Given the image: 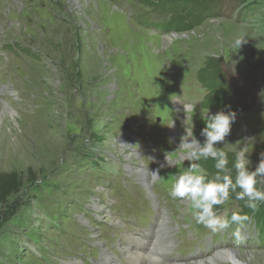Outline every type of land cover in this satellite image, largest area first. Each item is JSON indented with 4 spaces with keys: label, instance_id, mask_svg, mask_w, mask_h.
Instances as JSON below:
<instances>
[{
    "label": "rangeland",
    "instance_id": "374dc122",
    "mask_svg": "<svg viewBox=\"0 0 264 264\" xmlns=\"http://www.w3.org/2000/svg\"><path fill=\"white\" fill-rule=\"evenodd\" d=\"M143 3L0 0V177L12 191L0 205V264H96L101 246L126 264L123 234L148 230L138 238L152 242L165 213L172 262L224 246L263 261L259 222L242 213L247 219L231 223L245 208L235 192L214 207L229 228L212 232L170 195L172 175L190 162L161 160L193 150L179 148L186 132L202 144L205 113L219 111L200 105L215 97L199 72L210 59L236 103L222 109L236 121L216 146L233 164L248 144L255 171L264 152V0H215L187 30Z\"/></svg>",
    "mask_w": 264,
    "mask_h": 264
},
{
    "label": "clouds",
    "instance_id": "9594fccd",
    "mask_svg": "<svg viewBox=\"0 0 264 264\" xmlns=\"http://www.w3.org/2000/svg\"><path fill=\"white\" fill-rule=\"evenodd\" d=\"M243 36L234 39L233 47L238 49L245 43ZM194 106H188V110L195 111ZM186 110V106L184 105ZM205 127L201 129L200 135L204 137L201 144L194 137L193 132L181 138L179 148H191L186 154H182L180 159L172 160L168 155L165 157L167 166H178L189 161V166L184 167L181 171L176 172L170 179V195L172 198L180 199L187 202L192 210V214L197 223L204 225L212 232L223 231L229 228L230 221L221 218L214 211L215 205L223 204L229 199V193L235 192L236 199L245 202V207L256 210L259 203L264 202V190L258 188L257 177L264 178V152L260 153V160L255 171L249 170L251 163L249 156L248 144H242L235 150L233 167L236 172L235 180L231 176L228 169V155L216 145L219 142H225L226 137L230 135L232 125L236 121V113L234 111L219 110L214 114L209 110L204 117ZM191 138V139H190ZM253 138H246L245 141H251ZM207 160L211 158L216 161L214 167L216 173L208 177L207 172L198 163H192L193 160ZM152 177L158 178L159 170L152 171ZM240 189V191H237ZM247 216H242L239 212L233 211L231 215V223L239 224ZM239 235V233H235Z\"/></svg>",
    "mask_w": 264,
    "mask_h": 264
},
{
    "label": "bare ground",
    "instance_id": "6f19581e",
    "mask_svg": "<svg viewBox=\"0 0 264 264\" xmlns=\"http://www.w3.org/2000/svg\"><path fill=\"white\" fill-rule=\"evenodd\" d=\"M4 107L8 109L10 113L13 112L8 103H5ZM122 144L123 142L121 143V146ZM161 161V165L163 164L167 166L165 159ZM128 170L131 174H133L134 172L141 173L138 168L134 167H129ZM149 198H151V200H154V197L151 193L149 195ZM161 209H164V206H161ZM159 223L160 224L157 226V234L155 233L152 242L151 240H149L147 244L139 240L138 235L143 233L151 234V232H148V230H140L141 232L136 233V235L129 232H125L123 234V241L125 243H120L118 251L122 253L123 258L126 260V264H264V257L263 261H259L258 253L248 252L249 254L247 253V257L245 258L240 256V254L237 252V247L234 248L232 246H224V248L216 249L212 253V255L210 254L211 256H203L202 259L199 258V260L188 263H186L187 261L175 259L173 255L172 260L175 262H172L170 260V254L174 252V238L172 237L171 233L167 232V230L163 231L169 225L166 213L161 217ZM161 228L162 230H160ZM144 238H146V236ZM139 247H142V249H139ZM100 250V258L93 263L120 264L117 258L109 253L107 248L101 246ZM72 262L74 264H78L79 259L75 257L74 261Z\"/></svg>",
    "mask_w": 264,
    "mask_h": 264
},
{
    "label": "trees",
    "instance_id": "16d2710c",
    "mask_svg": "<svg viewBox=\"0 0 264 264\" xmlns=\"http://www.w3.org/2000/svg\"><path fill=\"white\" fill-rule=\"evenodd\" d=\"M144 2L143 4L149 5L150 7H153V10L156 12H166L171 13V18L173 16V22L172 24L175 26H178L180 23H183V29H177L176 27L173 28L175 30H187L191 28L193 23H196L200 17L204 14L209 12L208 10H211L213 4V1L215 0H141ZM241 2H244L246 0H240ZM183 15L184 17H182ZM187 17H191V19L188 21ZM186 18V19H185ZM202 18V17H201ZM185 19V20H184ZM198 19V20H197ZM196 21V22H194ZM187 23V24H185ZM213 60H208L204 64L203 68L199 70L200 73H202L204 76H209L207 79L208 84H210V89H208V93L215 92L214 100L208 102L207 104L204 103V97L208 94H206L203 99L200 102V105L207 109H215V110H222L224 108H233L236 103H233L230 99L229 95L226 93V90L223 86V89L220 87V81L218 74V69L213 66ZM216 74V75H215ZM210 91V92H209ZM196 163H198L202 168H204L207 172V175L209 178L213 176L216 173V169L214 167L216 161L208 158L207 160L201 158L200 160H196ZM228 169L231 172V176L233 178V181L235 180L236 172L233 167L232 162L228 159ZM258 188V184L256 185ZM9 184L7 180L4 177H0V205L5 201V199L12 193V191H9ZM237 191H240V189H237ZM236 194V193H235ZM240 203H245L244 201L240 200ZM214 207H218V205H215ZM243 210V211H242ZM240 213H250L254 215V218L256 222H259V228L261 231H264V202L259 203V206L256 210L249 209L247 207L243 208Z\"/></svg>",
    "mask_w": 264,
    "mask_h": 264
}]
</instances>
